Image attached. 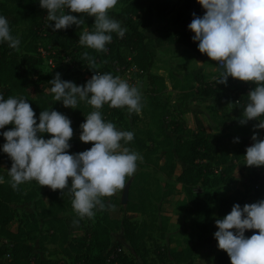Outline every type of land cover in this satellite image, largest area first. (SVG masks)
Here are the masks:
<instances>
[{
    "label": "trees",
    "instance_id": "16d2710c",
    "mask_svg": "<svg viewBox=\"0 0 264 264\" xmlns=\"http://www.w3.org/2000/svg\"><path fill=\"white\" fill-rule=\"evenodd\" d=\"M121 1H124L125 5L116 14L125 24L127 29L125 36L120 38L113 33L112 42L106 45L108 51L100 53L80 45L81 33L76 30V25L56 32L48 28L50 21L47 20V11L40 7L39 0H0V16L7 18L12 34L18 36L21 41L19 53L9 48L6 42L0 43V95L5 99L12 96L25 98L36 113L37 123L43 110L57 111L58 102L48 96L35 93L43 80L48 78L47 75L40 73V66L47 59L40 49L43 42L50 39L55 41L57 46L47 48L48 50L53 51L55 55L67 56L71 64L76 65L80 71H83V66L87 69L89 77L77 78L75 84L78 86L85 85L95 72L110 73L114 77H120L134 67L138 75L147 79L151 86L149 91L160 99L163 94L164 78L153 71L157 59L156 47L166 43L181 42L193 50H199L198 42L193 40L195 33L188 26L194 18L193 14L203 17L205 10L198 0H179L181 4L175 21L182 24L181 27L157 34L154 37L155 46L151 48L148 45L150 36L147 29L151 28L158 19H165L173 11V0ZM94 22L95 19L87 20L89 28L93 27ZM52 24L54 27V22ZM85 51L95 57L94 69H90L87 66L88 61L82 59ZM47 53L49 54L47 57H56L49 51ZM80 74L83 75V72ZM197 81L202 87L200 96L213 94L216 82L207 81L201 75L197 77ZM254 88V84L243 82L241 92L232 98L239 114L249 102L247 96ZM79 104L81 101L78 106ZM94 110L91 106L87 115ZM101 111L106 122H112L118 130H121L119 125H122L125 129L121 131L132 132L129 127L130 115L127 114L126 108L114 109L105 104ZM131 116L132 121H137L140 117L134 113ZM241 117L239 115V118ZM82 121L86 122V115L79 116L75 110L72 128L80 131V125L85 123ZM255 121L257 124L260 123L259 120ZM195 124V127H191L183 120H162L159 131L161 139L156 150L163 151L161 154L163 161L161 163V159L158 160L155 166L158 171L174 178L182 185L188 199H186L188 204L186 217L199 227V238L190 244L186 243L183 248H178L172 244L183 237V230L180 228L167 232V224H156L155 220L149 223V226L146 224L137 226L118 220L112 222L115 223L114 229L124 226L132 254L126 253L120 245H112L110 231L113 228L109 226L108 221L79 219L72 208L71 200L64 199L65 196H69L67 189L63 194L60 190L53 191L49 187L40 186L36 181H31L35 187L26 190L21 184L18 191L13 190L10 184L11 177L8 175L9 170L1 167L4 159L3 145L6 140L0 135V177L4 178L0 183V235L8 239H6L7 244L0 248V264H3L2 261L7 264H194L198 248L210 240H215L214 236H206L212 224V205L199 198L196 193L205 186L217 187L221 183L232 181L233 172L237 167L235 160L239 158L238 152L213 140L200 118H196ZM14 127V125L5 126L0 133ZM139 133L140 131L134 132V140L126 145L127 147H137L142 150L147 147V141L154 138L151 129ZM40 135L44 139L51 138L47 133ZM70 145L72 154L83 152L77 146ZM91 147L92 144H86L84 151ZM258 177L263 178L264 184V174L257 175ZM23 201L36 204L39 212H32L29 215L32 219H41L51 229L50 232L42 235L41 241L59 240L58 245L61 249L59 253L62 257L52 258L33 254L35 248L29 242L30 238L21 230L15 232L10 229L11 222L18 215L17 205ZM236 201L232 196H225L220 203L219 214L222 217L229 214L232 207L239 204ZM74 220H79V224L74 226ZM153 227L159 234L158 240L154 239ZM256 231L246 230L245 236L251 237ZM150 240L152 244H148ZM221 252L220 263L230 259L225 251ZM7 253L10 255L9 258Z\"/></svg>",
    "mask_w": 264,
    "mask_h": 264
},
{
    "label": "clouds",
    "instance_id": "9594fccd",
    "mask_svg": "<svg viewBox=\"0 0 264 264\" xmlns=\"http://www.w3.org/2000/svg\"><path fill=\"white\" fill-rule=\"evenodd\" d=\"M47 11L48 28L53 32L67 30L73 25L81 28L84 17H94L89 31L79 36L81 46L106 53V45L112 34L125 36L126 28L110 17V10L118 0H39ZM205 10L203 17L193 14L189 29L195 33L199 51L206 54L222 69L217 84L227 85L229 77L255 85L248 94L241 125L259 120L256 129H264V0H198ZM72 13V14H69ZM81 14L80 18L76 15ZM52 22H54V27ZM20 52V38L12 34L9 21L0 16V43ZM82 59L88 67H96V59L85 51ZM49 91L56 102L65 108L77 109L79 101H85L95 110L80 125V140L92 144L86 151L69 154L70 140L74 132L71 120L55 110H43L37 123L36 113L23 97L4 98L0 95V129L14 125L0 133L6 140L3 152L12 160L8 171L11 187L19 190L25 182L36 181L53 191L68 190L72 208L79 219H92L95 210L108 206L103 197H112L125 190L128 178L137 171V162L143 157L128 145L134 140L131 131L118 130L112 122H106L101 109L105 104L114 109H127L129 115L142 114L143 96L137 86L110 73L95 74L85 85L61 79L56 73L49 81ZM50 134L44 139L40 134ZM254 143L247 147L244 159L248 167H264V139L258 133L252 136ZM235 142H239V139ZM71 181V182H70ZM3 178L0 177V183ZM219 229L214 238L218 248L230 257L231 264H264V200L235 204L223 219L215 221ZM74 226L79 220L73 221ZM246 230H257L246 237Z\"/></svg>",
    "mask_w": 264,
    "mask_h": 264
},
{
    "label": "rangeland",
    "instance_id": "374dc122",
    "mask_svg": "<svg viewBox=\"0 0 264 264\" xmlns=\"http://www.w3.org/2000/svg\"><path fill=\"white\" fill-rule=\"evenodd\" d=\"M173 11L166 16L165 19H158L156 23L149 29L147 33L150 36L148 40L149 47L155 46L154 37L157 34L164 33L176 27H181L182 24L176 22L177 10L181 4L179 0H173ZM125 5L124 1L119 0L116 7L110 10L111 18L119 21L125 27L122 19L116 14ZM72 14V13H69ZM80 18L81 14H73ZM85 24L76 30L80 33L84 29L89 31L87 20L95 19L94 17H84ZM47 46V47H46ZM56 42L47 39L42 44V49L49 51L51 55H55L53 51L47 48H55ZM157 59L153 66V71L160 74L164 78L163 94L160 99L157 98L151 90V86L145 77L138 75L135 68L127 70L126 73L120 77L126 80L131 86H137L143 96V110L137 121H132V116L129 117V127L132 132L145 130H153V140L147 141L145 149H138L137 147L130 148L139 153L143 160L137 162V171L133 177L128 178L125 190L118 191L112 197H103L105 204L108 206L105 210H95L96 215L92 220H106L109 226L113 228L114 221L130 222L137 226H142L156 221V224L166 223L167 232L176 231L178 228L183 230V237L172 246L183 248L186 243L196 241L200 235L199 227L188 217H186V210L188 208L187 197L183 191L180 183L174 178L167 176L161 171H158L155 164L161 159L162 150H156L159 145L161 137L160 126L164 119L170 121L171 119L183 120L188 126L195 127L196 118H200L205 125L206 131L211 135L213 140L228 147L232 151L239 154V158L235 160L237 167L233 172V180L229 183H221L217 187H207L200 189L196 194L199 198L209 202L212 205V224L206 232V236H214L219 230L215 221L223 219L219 214V206L225 196H232L236 202H239L243 208L245 204H252L264 200V184L263 176L264 167H248L244 156L246 155L247 147L251 146L254 141L252 136L258 133L260 139H264V129H256L257 121H249L245 125H241L237 108L233 105L232 98L241 92L243 85L242 81L229 77L227 85L217 84L215 78L219 77L220 69L217 62L212 61L206 54H202L199 50H193L184 43L176 42L161 47H156ZM49 56V54H48ZM47 57L46 62L40 66V73L47 75L48 78L38 86L35 93L48 96L54 100L53 94L49 91L51 81L56 73L61 74V79L76 83L77 78L89 77L85 66L83 71L78 70L76 65H72L69 58L65 55H55ZM83 72V75L80 74ZM204 76L207 81H214V92L212 95L200 96L202 87L197 81L198 76ZM55 101V100H54ZM161 104V105H158ZM164 107V108H163ZM78 112L79 116H87L91 110V106L85 101L77 109L65 108L62 102H58L57 111L65 114L71 122H73L74 112ZM166 110V111H165ZM127 112V109H126ZM127 114H129L127 112ZM236 116V118H235ZM85 120V119H82ZM85 122V121H82ZM119 129L124 130V126L119 125ZM124 128V129H123ZM3 131V129H0ZM70 140V144L77 146L84 151L85 143L80 140L82 130L75 131ZM157 135V137H155ZM239 139V142H235ZM245 139V141L241 140ZM4 159L1 167L4 170H10L12 167V160L8 154L4 153ZM69 154H72L69 149ZM163 159L160 160L162 163ZM10 165V166H9ZM4 177V176H3ZM4 179V178H3ZM256 184H260L259 189H255ZM23 186L29 190L35 185L32 182H25ZM65 200H71V196H65ZM188 200V199H187ZM18 215L11 222L10 229L12 231L21 230L25 236L29 237V242L34 246L33 254L60 258L62 257L61 249L58 241H41L42 235L51 231L50 227L41 219H32L29 215L32 212H39L34 202L23 201L18 203ZM165 216L166 218H160ZM121 225V223H120ZM123 225V224H122ZM155 230L154 227L152 228ZM155 238L159 239V234L154 231ZM112 245H120L123 250L132 254L131 245L125 235L124 226H119L110 231ZM4 236L0 235V248L7 244ZM8 240V239H7ZM148 244H152L150 240ZM222 250L218 248V241L210 240L203 246L198 248V253L195 257L194 264H231L228 259L220 263L222 258Z\"/></svg>",
    "mask_w": 264,
    "mask_h": 264
},
{
    "label": "built area",
    "instance_id": "2783aa9c",
    "mask_svg": "<svg viewBox=\"0 0 264 264\" xmlns=\"http://www.w3.org/2000/svg\"><path fill=\"white\" fill-rule=\"evenodd\" d=\"M40 51H41L42 55L47 58V55H48L47 51L42 49V48L40 49ZM259 188H260V184H256L255 189H259ZM6 255H7L8 258L10 257V255L8 253ZM2 263L3 264H7L4 261H2Z\"/></svg>",
    "mask_w": 264,
    "mask_h": 264
},
{
    "label": "crops",
    "instance_id": "0c3cea01",
    "mask_svg": "<svg viewBox=\"0 0 264 264\" xmlns=\"http://www.w3.org/2000/svg\"><path fill=\"white\" fill-rule=\"evenodd\" d=\"M123 27V26H122ZM125 28V27H124Z\"/></svg>",
    "mask_w": 264,
    "mask_h": 264
}]
</instances>
